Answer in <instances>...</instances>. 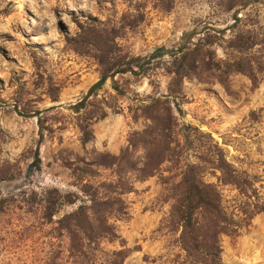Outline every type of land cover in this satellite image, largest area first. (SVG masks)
Wrapping results in <instances>:
<instances>
[{
    "label": "rangeland",
    "instance_id": "1",
    "mask_svg": "<svg viewBox=\"0 0 264 264\" xmlns=\"http://www.w3.org/2000/svg\"><path fill=\"white\" fill-rule=\"evenodd\" d=\"M227 3L177 0L171 11H164L156 0H0V199H5L0 264H74L68 257L67 235L54 232L53 224L41 218V194L51 189L79 193L78 180L64 161L90 158L92 149L118 155L133 132L151 125L139 108L169 94L170 76L161 67L146 77L109 78L99 97L112 108L105 119L92 123L94 137L83 146L78 116L69 107L101 79V68L90 53L67 43L68 37L80 33L77 20L110 28L138 20L134 27L120 28L116 43L123 53L147 57L159 47L176 48L183 32L196 25L225 27L235 12L227 10ZM125 14L130 16L124 22ZM241 14L240 29L264 33L263 4H253ZM213 49L220 58L231 52ZM169 60L165 56L162 62ZM170 105L177 123L172 140L181 145L174 142L172 147L182 152L181 163L165 161L143 181L133 177L135 190L124 196L128 214L112 220L133 250L124 264H189L179 247V234L166 221L173 195L169 188L179 181L185 163H202L204 180L218 183L220 172L214 174L204 162L212 145L249 174L264 199V72L257 87L241 73L231 75L226 84L185 78ZM53 106L57 108L45 119L52 130L41 137L36 113ZM136 155L144 156L145 150L140 148ZM113 179V170L102 167L89 181ZM220 189L226 206L232 207L238 192L230 186ZM73 209L64 206L59 215ZM101 247L110 252L120 243L102 241ZM222 247L224 264H264V213L256 215L236 240L224 236ZM99 257L96 264H104V254Z\"/></svg>",
    "mask_w": 264,
    "mask_h": 264
},
{
    "label": "trees",
    "instance_id": "2",
    "mask_svg": "<svg viewBox=\"0 0 264 264\" xmlns=\"http://www.w3.org/2000/svg\"><path fill=\"white\" fill-rule=\"evenodd\" d=\"M176 1L156 0V3L162 10L171 11ZM227 4V10L235 12L225 27L196 25L183 32L176 48L159 47L147 57L123 53L116 43L120 28L134 27L138 20L112 28L92 20L85 23L77 20L80 33L68 37L67 43L76 51L90 53L101 68V79L90 87L82 101L69 107L78 116L83 146L94 137L92 123L105 119L108 108H112L105 97H99L109 78L117 74L146 77L150 71L161 67L170 76V83L167 96L154 97L139 108L151 125L141 132H133L128 145L118 155L92 149L88 152L90 158L77 156L73 161H64L78 180L79 193L51 189L41 194V218L45 224H53L54 232L67 235L68 257L74 264H96L99 253L105 256L104 264H124L133 251L127 247L112 220L128 214L124 196L135 190L133 177L143 181L155 175L165 161L181 163L182 152L176 153V148L172 147L174 142L181 145L180 141L172 140L177 123L170 98L179 97L185 78H197L201 82L215 79L226 84L231 75L241 73L249 77L255 87L259 85L260 75L264 72V33L256 29L242 30L240 25L241 13L253 4L264 5V0H228ZM128 16H123L124 22ZM215 46L231 52L220 58L213 49ZM165 56L170 60L162 62ZM52 98L58 100L56 95ZM56 108L53 106L36 113L41 137L45 130H52L45 119L48 112ZM140 148L145 150L144 156L136 155ZM212 148L214 150L206 152L204 162L214 174L220 172L218 183L204 180L206 169L202 163H185L179 181L169 188L173 195L166 221L170 230L179 234L178 244L189 264H224L222 238L228 236L236 240L251 226L256 215L264 213V199L249 174L228 161L217 144ZM102 167L112 169L115 179L93 184L89 178L96 177ZM220 186H230L238 192L232 207L226 206ZM4 205L5 199H0V213ZM64 206H74V209L59 215ZM57 215L59 217L54 219ZM102 241H119L120 248L104 251Z\"/></svg>",
    "mask_w": 264,
    "mask_h": 264
}]
</instances>
